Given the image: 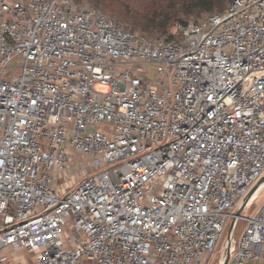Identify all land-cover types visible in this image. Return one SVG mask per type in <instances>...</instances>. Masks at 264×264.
I'll list each match as a JSON object with an SVG mask.
<instances>
[{"label": "built area", "instance_id": "built-area-1", "mask_svg": "<svg viewBox=\"0 0 264 264\" xmlns=\"http://www.w3.org/2000/svg\"><path fill=\"white\" fill-rule=\"evenodd\" d=\"M172 33L0 0V264H264V0Z\"/></svg>", "mask_w": 264, "mask_h": 264}, {"label": "trees", "instance_id": "trees-1", "mask_svg": "<svg viewBox=\"0 0 264 264\" xmlns=\"http://www.w3.org/2000/svg\"><path fill=\"white\" fill-rule=\"evenodd\" d=\"M227 1L231 0H89L117 22L158 38H174L168 33L171 24L184 23L185 16L219 12Z\"/></svg>", "mask_w": 264, "mask_h": 264}, {"label": "rangeland", "instance_id": "rangeland-1", "mask_svg": "<svg viewBox=\"0 0 264 264\" xmlns=\"http://www.w3.org/2000/svg\"><path fill=\"white\" fill-rule=\"evenodd\" d=\"M78 2H85L86 4L88 5H91L93 6L89 0H76ZM230 1H227L225 3V6L226 7L228 5ZM208 14V12H201V13H198V14H193V15H189V16H185L183 17V20L187 21V20H196V19H199L201 18L202 16ZM123 27H125L126 29L128 30H131V31H136V32H142L144 34H146L145 32H143L142 30H139V29H131L130 26H128L126 23L124 22H119ZM177 23H173L169 26V30H168V33H172L173 30H174V27L176 26ZM97 128H98V125H95ZM68 154H69V162H70V166L68 168V171L66 172L67 173V184L69 185V188H72L74 187L80 176L81 175H85V174H88L92 171V167L90 166V156H88V154H83L82 156H80L79 153H77L74 149L72 148H68ZM63 181V178L60 177L56 183H61ZM258 190V191H257ZM257 193L258 192H261L264 190V181L260 184L259 188L257 189ZM253 192L254 193H256ZM255 195V194H254ZM264 197V195H263ZM262 199H260L261 201ZM260 203V202H259ZM257 203V205L259 204ZM242 225V222L240 221L239 222V226ZM237 230L235 231V235L237 234ZM227 237V228H224L223 231L221 232L217 242H216V246H215V251H214V254H213V258L216 257V252L218 251L219 249V246L221 245V243L223 242V240ZM28 261L30 262V259H28ZM30 264V263H29Z\"/></svg>", "mask_w": 264, "mask_h": 264}, {"label": "water", "instance_id": "water-1", "mask_svg": "<svg viewBox=\"0 0 264 264\" xmlns=\"http://www.w3.org/2000/svg\"><path fill=\"white\" fill-rule=\"evenodd\" d=\"M264 181V174L259 178V180L251 187V189L249 190V192L247 193V195L245 196V198L243 199L242 201V204L241 206L236 210L235 214L236 215H239L240 214V211L241 209L243 208L246 200L251 196V194L254 192V190L256 189V187L262 183ZM234 224H235V220H232L231 223L229 224L228 226V229H227V241L229 242L232 235H233V230H234ZM227 257H228V254L226 255L225 257V260L223 262V264H225V261L227 260Z\"/></svg>", "mask_w": 264, "mask_h": 264}, {"label": "bare ground", "instance_id": "bare-ground-1", "mask_svg": "<svg viewBox=\"0 0 264 264\" xmlns=\"http://www.w3.org/2000/svg\"><path fill=\"white\" fill-rule=\"evenodd\" d=\"M260 184H261V183H260ZM260 184L256 187V189L254 190V192L259 188ZM257 191H258V190H257ZM257 191H256V193H254V194H257Z\"/></svg>", "mask_w": 264, "mask_h": 264}]
</instances>
